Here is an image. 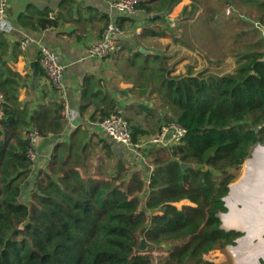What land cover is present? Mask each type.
Here are the masks:
<instances>
[{"label": "trees", "instance_id": "trees-1", "mask_svg": "<svg viewBox=\"0 0 264 264\" xmlns=\"http://www.w3.org/2000/svg\"><path fill=\"white\" fill-rule=\"evenodd\" d=\"M183 1L143 0L137 8L148 15L143 37L165 36L161 13ZM190 1L183 7L184 13L191 9L187 20L200 6V0ZM225 1L256 23L251 32L262 34L244 43L233 72L188 65L176 73L165 55L138 49L124 54L134 101L122 109L132 141H147L163 122L186 129L180 143L148 149L141 165L97 133L92 135L101 146L92 144L90 129L80 125L68 142L55 144L46 169H33L24 134L30 127L44 136L60 134L62 104L35 111L22 104L20 75L6 59L10 42L0 32V264H223L209 255L242 235L220 229L216 216L227 212L222 198L234 178L229 170L241 169L254 147L264 144V0ZM71 5L66 0L55 17L44 11L20 23L36 31L58 27L76 13ZM117 23L126 32L134 26L129 16ZM96 85L94 77L85 78L80 107L94 125L121 107Z\"/></svg>", "mask_w": 264, "mask_h": 264}, {"label": "crops", "instance_id": "crops-1", "mask_svg": "<svg viewBox=\"0 0 264 264\" xmlns=\"http://www.w3.org/2000/svg\"><path fill=\"white\" fill-rule=\"evenodd\" d=\"M7 1V16L11 23V28L10 31L6 32L10 42V50L6 59L10 64L15 66L20 75L18 80L20 83L18 95L22 104H28L31 111H35L42 106L47 110L49 108L53 109V105L57 101L62 104V100L65 97L70 107L76 112L74 119L76 128L72 133L78 126L82 125L90 129L88 139L92 136V144L98 145V147L101 146L98 143V139L92 133H97L101 138L113 143L110 137L100 130L98 124L94 125L88 121V112L85 115L80 113V107L85 102L83 83L87 76L94 77L97 81L96 87L98 88L99 86L109 92L118 101L121 106L120 108H124L134 101L133 96L129 93V88L132 87V84L124 79L126 62L123 57L124 54H130L137 49L140 51L141 49H145L146 53H153L152 48H149L145 44L151 38L143 37V29L147 24V13L143 10H137L134 15L129 16V18L134 20V26L127 32L122 31L118 36V41L124 46L123 52L97 59L87 57L88 47L101 38L107 19H109V22H117V19L122 17L109 7L107 0H71V8L76 13L62 20L58 27L52 26L40 31L23 26L20 23V18L23 16L36 18L39 13L44 11H48L50 17H55L56 13L63 10L61 5L66 0ZM184 1L181 2L176 11L189 2ZM157 15L160 14H155L153 17ZM165 16H168L167 11L161 13L163 20ZM161 25L163 26V23ZM135 34L142 35V37L136 38ZM167 36L169 35L158 37V39H164ZM26 38H32L33 42L25 50H22L20 42ZM42 45H48L56 50L60 55L61 62L65 65L66 86L63 92H58L51 85V82L39 65L40 48ZM33 64H35L36 70ZM161 115H165V112H161ZM63 122L64 129L60 134L51 132L39 143L38 151L41 157L42 168L47 166L55 144L61 141L68 142L70 139L72 133L68 139H65L66 123L65 121ZM113 146L116 151L121 149L122 153L125 154L122 147L114 144ZM136 159L140 165L145 164L147 154L144 159L137 157ZM147 166L150 167L149 165Z\"/></svg>", "mask_w": 264, "mask_h": 264}, {"label": "rangeland", "instance_id": "rangeland-1", "mask_svg": "<svg viewBox=\"0 0 264 264\" xmlns=\"http://www.w3.org/2000/svg\"><path fill=\"white\" fill-rule=\"evenodd\" d=\"M186 1L189 2L185 5L191 4L190 0L184 2ZM198 4L200 6L197 12L194 13L192 19L188 20L185 19V16L191 9L189 8L184 13L185 5H183L176 11L181 3L178 4L171 12H168V16L164 17L162 29L169 36L164 39L149 37L151 39L145 44L152 48V54L167 56L169 65L176 69V73L184 72L188 65H192L196 70L207 69L217 74L233 72L238 64L237 54L245 50L244 43L256 41L262 34L256 35L251 32L257 27L256 23L237 11L231 1L226 3L225 0H200ZM240 5L241 9L246 10V4L241 2ZM227 8H230L229 12ZM248 11L249 13L253 12L251 9ZM124 151L127 153L125 157L133 161V155ZM250 156L252 158V154ZM244 164L239 170L235 168L229 170L234 175L229 185L240 178ZM235 203L238 207L242 206L238 201ZM234 246L236 245L230 247ZM230 247L228 245L224 252L218 250L212 252L209 258L223 262V264H236ZM157 254L159 252H156ZM259 263L264 264L262 256L259 258Z\"/></svg>", "mask_w": 264, "mask_h": 264}, {"label": "built area", "instance_id": "built-area-1", "mask_svg": "<svg viewBox=\"0 0 264 264\" xmlns=\"http://www.w3.org/2000/svg\"><path fill=\"white\" fill-rule=\"evenodd\" d=\"M142 1L143 0H107L109 7L120 16L134 15L138 5ZM7 10L8 1L0 0V32L6 33L10 31L11 28ZM227 10L229 12L230 8H227ZM122 31L119 24L115 21L106 24L101 38L88 47L87 57L102 59L122 51L123 47L118 41V36ZM32 42V38H26L20 42V48L25 50ZM39 65L45 76L51 82V85L58 92H63L66 86L65 65L61 62L59 53L48 45H42L40 48ZM3 102L4 95L0 92V120L3 116V110L1 108ZM60 113L63 121L66 123L65 139H68L69 135L76 128L74 124L76 112L70 107L65 97L62 100V109ZM98 126L114 143H117L122 149L139 159H144L146 152L152 147H170L180 143L186 134V129L178 122H163L157 134L145 141L146 143L133 142L132 130L128 120L124 117L122 108L117 109L111 116L102 120L98 123ZM25 137L28 141L26 154L31 161L32 168H42L38 146L45 136L37 128L30 127L26 131Z\"/></svg>", "mask_w": 264, "mask_h": 264}, {"label": "bare ground", "instance_id": "bare-ground-1", "mask_svg": "<svg viewBox=\"0 0 264 264\" xmlns=\"http://www.w3.org/2000/svg\"><path fill=\"white\" fill-rule=\"evenodd\" d=\"M231 187L227 198L230 213L223 217L224 224L227 228H242L247 234L230 250L236 264H260L259 258H264V147H258L246 160L242 175Z\"/></svg>", "mask_w": 264, "mask_h": 264}, {"label": "water", "instance_id": "water-1", "mask_svg": "<svg viewBox=\"0 0 264 264\" xmlns=\"http://www.w3.org/2000/svg\"><path fill=\"white\" fill-rule=\"evenodd\" d=\"M263 30H264V27H263ZM141 51L142 52H145L146 53V50L145 49H141ZM33 66H34V69L36 70V66H35V64H33ZM112 145L114 144V145H116V146H119L117 143H111ZM258 147H264V145H262L261 143H258L257 145H256V147L254 148V150L252 151V155H253V153L256 151V149L258 148ZM123 153H122V151H121V155H122ZM247 160V159H246ZM181 166L183 167V168H195L196 167V165L195 164H185V163H181ZM232 185H229V193L225 196V197H223L222 198V200L225 202V206L227 207V212H222V211H219L217 214H216V216L220 219V221H221V225H220V229H222V230H224V231H227V232H229V231H236V232H240V233H242L243 234V236H245L246 234H247V231L246 230H244V229H242V228H231V227H226L225 226V224H224V221H223V217L225 216V215H227V214H229L230 213V210H229V207H228V205H227V198L230 196V194H231V191H232V187H231ZM243 236H241L240 238H238L235 242H238L239 241V239H241V238H243ZM261 237H262V239L264 240V231H263V233H262V235H261ZM143 246H144V244H143ZM230 246H232V245H229V247Z\"/></svg>", "mask_w": 264, "mask_h": 264}, {"label": "flooded vegetation", "instance_id": "flooded-vegetation-1", "mask_svg": "<svg viewBox=\"0 0 264 264\" xmlns=\"http://www.w3.org/2000/svg\"><path fill=\"white\" fill-rule=\"evenodd\" d=\"M241 236H243V234H242ZM241 236L237 237V239L240 238ZM237 239H236V240H237ZM236 240H235V241H236ZM234 245H238V242H235Z\"/></svg>", "mask_w": 264, "mask_h": 264}]
</instances>
